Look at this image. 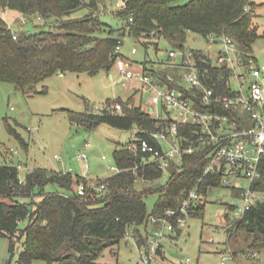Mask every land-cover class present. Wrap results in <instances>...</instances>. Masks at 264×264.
I'll list each match as a JSON object with an SVG mask.
<instances>
[{"label":"trees","instance_id":"16d2710c","mask_svg":"<svg viewBox=\"0 0 264 264\" xmlns=\"http://www.w3.org/2000/svg\"><path fill=\"white\" fill-rule=\"evenodd\" d=\"M122 1L124 4L117 14L123 17V24L115 28L96 13L99 0H0V80L11 81L18 88L32 92L37 91L40 81L55 73L95 74L100 69L111 70L115 65L116 47L126 34L146 47L153 43L156 48L159 39L186 48L184 43L189 31L206 37L211 33L229 34L237 41L246 61L250 58L259 60L254 43L264 37V29L261 30L256 18L258 7L264 1ZM82 7H88L89 12L82 16L72 15ZM6 9L25 13L30 20L39 14L44 28L18 29V37L14 38L4 17ZM53 22L57 23V31L48 28ZM193 50L201 68H208L203 77L206 83L217 90L227 91V67H215L202 49ZM117 100L123 104L120 110L112 108ZM69 114L73 122L87 130L108 123L121 129L136 128L138 135H147L149 131L170 124V120L153 118L133 95L126 100L108 98L106 106L99 111H70ZM7 123L8 130L26 144L17 129ZM180 136L182 143L189 144L196 136L194 126L180 125ZM115 159L121 170L95 182L81 174L46 166H35L21 181L18 165L0 162V236L9 238L12 255L17 241H23L16 264H33L37 258L45 259L48 264H96L105 249L120 244L133 226L136 227L132 233L137 243H147L151 216L162 217L167 215L168 209L179 208L185 194L196 185L209 162L201 153L186 156L184 165H171L165 184L138 187L139 179L154 182L163 175V169L157 162L142 165V154H136L127 144L115 149ZM221 175L216 170L205 177L201 189L204 201L191 214L202 213L208 194L221 186ZM81 181L88 186L84 195L77 191ZM103 182L106 184L104 192L93 188V183ZM48 183H57L64 190H45ZM255 188L264 192V160ZM154 191H158L159 197L149 210L145 196ZM235 194L238 195L239 191ZM233 206L227 204L224 214L230 236L247 231L251 236V247L264 248V200L257 201L240 219L230 217ZM25 219L27 224L20 226ZM140 224L146 225L144 232L137 227ZM179 232L180 229L177 235Z\"/></svg>","mask_w":264,"mask_h":264},{"label":"rangeland","instance_id":"374dc122","mask_svg":"<svg viewBox=\"0 0 264 264\" xmlns=\"http://www.w3.org/2000/svg\"><path fill=\"white\" fill-rule=\"evenodd\" d=\"M187 0H177L184 3ZM260 3L264 0H258ZM122 0H99L100 18L115 28L123 24V17L117 14L122 8ZM89 12L88 7L75 10L72 15L82 16ZM19 11L6 9L4 17L15 29L35 30L43 27L37 17L20 23ZM261 30L264 29V3L258 7V17ZM42 25V26H40ZM48 28L57 31V23H51ZM137 46L138 52L132 53V46ZM186 48L210 50L218 49L203 34L189 31L184 43ZM170 43L159 39L158 48L152 43L146 47L134 37L128 35L122 45L123 53L136 60L135 69L141 70L144 64L147 69H158L156 61L168 57ZM254 52L260 62H264V37L254 43ZM37 91L28 92L18 88L13 82L0 80V162L16 164L20 176L35 166H46L62 172L81 174L94 182L106 178L116 172L111 165H116L115 149L121 144H128L137 135V129H121L101 123L95 129L87 130L71 119L70 111H99L106 106L108 98L128 99L132 95L137 103L148 109V96L141 100V95L122 82L121 75L114 65L111 70L100 69L95 74L88 72L66 71L55 73L40 81ZM13 125L22 135L24 144L16 135L8 130V123ZM86 153L87 159L79 154ZM57 155V156H56ZM106 156V157H104ZM168 174L159 181H137V186H161L168 181ZM45 190H64L57 183H48ZM67 192V191H66ZM263 196V195H261ZM159 197L158 191L149 192L145 196L149 210H152ZM242 203L230 187L219 186L207 196L205 208L200 214H190L186 217L187 224L178 231L164 228V249L169 261L173 264H187L184 260L190 258L188 264H264V248L251 247V236L247 231L231 235L228 233L224 214L227 204ZM233 213L231 212L230 216ZM229 221V220H228ZM227 221V222H228ZM28 220L21 221L25 226ZM142 232L145 224L137 226ZM132 227V231L135 230ZM150 232L152 224L148 226ZM131 231L120 244L109 246L96 264H133L139 258V246ZM23 241H17L15 252H10V240L0 236V264H16L23 249ZM115 249L118 252H114ZM226 257V259H224ZM33 264H48L45 259L37 258Z\"/></svg>","mask_w":264,"mask_h":264},{"label":"built area","instance_id":"2783aa9c","mask_svg":"<svg viewBox=\"0 0 264 264\" xmlns=\"http://www.w3.org/2000/svg\"><path fill=\"white\" fill-rule=\"evenodd\" d=\"M37 17L42 20L39 14ZM17 19L24 24L30 17L20 12ZM8 25L14 38H17L18 29ZM127 36L119 40L116 47L115 65L122 82L139 92L141 100L148 96V109L145 110L153 118L170 120L166 127L149 131L147 135L137 134L127 147L136 154H142V165L157 162L163 169V175L168 176L171 165H184L186 156L201 153L209 159L202 176L187 191L179 208L168 209L167 215L162 217L151 216L152 229L148 242L138 244L139 258L133 263L173 264L164 249L163 236L166 232L163 229L178 231L187 224L186 217L204 201L205 195L201 189L205 177L210 173L216 170L221 172V186L239 191L242 203L234 204L230 210V214L233 213L231 218H242L257 201L264 200V192L255 188L264 160V62L254 58L246 61L231 35L209 34L207 38L218 45V49L202 52L211 59L213 66L227 67V91L217 90L203 79L208 68H201L193 48L174 46L167 58L156 62L160 66L158 69H147L144 64V68L136 70L137 61L122 51ZM131 52L137 53V46H132ZM122 107L120 100L112 104L116 110ZM180 125L194 126L196 136L189 144L181 141ZM79 156L87 159L86 153ZM111 167L116 171L121 170L117 165ZM21 181H24L23 177ZM87 188L84 181L77 185L81 195L87 192ZM93 188L104 192L106 184L93 183ZM130 234L131 231L128 232ZM190 260L188 257L184 261L188 264Z\"/></svg>","mask_w":264,"mask_h":264},{"label":"crops","instance_id":"0c3cea01","mask_svg":"<svg viewBox=\"0 0 264 264\" xmlns=\"http://www.w3.org/2000/svg\"><path fill=\"white\" fill-rule=\"evenodd\" d=\"M7 20V19H6Z\"/></svg>","mask_w":264,"mask_h":264}]
</instances>
